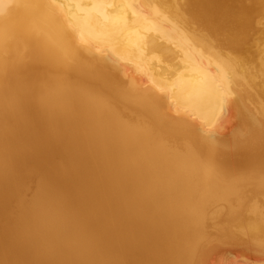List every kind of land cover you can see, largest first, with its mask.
<instances>
[{
    "label": "bare ground",
    "instance_id": "obj_1",
    "mask_svg": "<svg viewBox=\"0 0 264 264\" xmlns=\"http://www.w3.org/2000/svg\"><path fill=\"white\" fill-rule=\"evenodd\" d=\"M0 264H264V0H0Z\"/></svg>",
    "mask_w": 264,
    "mask_h": 264
}]
</instances>
